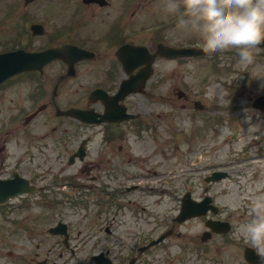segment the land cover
Instances as JSON below:
<instances>
[{
    "label": "rangeland",
    "instance_id": "rangeland-1",
    "mask_svg": "<svg viewBox=\"0 0 264 264\" xmlns=\"http://www.w3.org/2000/svg\"><path fill=\"white\" fill-rule=\"evenodd\" d=\"M173 32L176 33L177 30L175 29ZM231 52L233 51L231 50ZM226 56L227 60L232 62L231 68H233L235 72L223 73L222 71L216 74L214 71H210L209 66H206L205 63H199L196 69L191 66L190 71H179L178 73H175L176 71L171 69L172 66H175L172 61H167L164 65L159 66L162 71H165L166 76L169 73L165 85L168 91L170 88L171 90L166 93L167 95L172 94V88L176 86H180L182 89L185 88L188 92L190 90H197L198 92L204 90L205 94L202 97L207 99V103L212 107V110L208 113H202V115L212 117L218 114L221 118L203 121L200 117L190 119L184 113L181 115L170 113L162 118L163 123L161 124V127H166L167 140L164 134H159L156 137L157 139L154 137L149 138L151 135L144 134L145 137L142 140L134 141L135 150L140 153H149L150 158H148V156L143 157L145 158L144 162L141 160L131 162L134 165H130V171L135 173L140 168L145 169L146 167H150L152 170V166L158 164L157 162L154 164L155 161L153 160H162V165L155 168L159 171V174H149L151 176V181L159 180L160 185L158 190L160 188V191L156 192L157 194L153 196H149V192H140V189L145 185L142 180L136 181L141 184L138 190L126 192L124 187H119V189L122 190L121 195H114L112 197L113 199L110 200L106 199L110 197L109 194L104 196L103 201L107 200L108 202L105 205H101L97 210V213L100 214L97 218L98 222L105 220L108 222L113 221L114 223L112 224L114 227L117 221L114 214L123 219V223H131L132 221L138 220L144 221L142 217L137 218L142 214L138 213L137 215L135 209L132 207L124 209L123 215L121 216L115 213L113 204L109 201L114 199L117 200L119 197L125 196L126 200H133L140 206L145 205L151 208H160L161 212H163V219L160 222L164 223L162 227H165L168 223V219H165L164 215H173L178 207V196L181 192L179 186L182 184L177 180V173L189 165V161L186 160L189 155L184 156L189 150H193L194 152L202 151L203 153V160L195 168L200 166L202 169L205 166L204 162L208 161L212 162L214 167L226 165L227 167L233 168V173L229 179L214 183L212 188L215 202L222 208L221 216H229L231 212H234L235 214L231 217V221L233 223L242 224L245 222L246 217L244 216L245 219L240 218V213H248V217L252 215L249 213V210L252 211L254 200L257 197H264V113L254 109L251 102V99L256 95L264 93V58H262V62L257 63L258 61H254L252 64L243 65L240 63L239 54L235 55L236 58L234 60H232L230 54ZM200 65L206 68L203 69ZM243 71H246L248 76L245 77ZM174 74L186 75L189 81H191L188 82L190 87L183 85V83L187 84L186 82H170L171 79L175 78V76H173ZM49 75L50 70H44L43 77L48 78ZM205 76L208 78L207 81L208 84L210 83L209 85L205 84L206 82H202V78ZM230 76H236L238 81L230 82ZM28 79L31 78L27 76L20 77L10 86L0 89V126L6 123L9 118L17 112L23 111V109L27 110L26 112H31L36 109V107L32 108L30 106L31 98L29 96V92L35 90V83ZM38 102H42L41 97L37 99L33 98V104ZM21 106L24 107L18 111V108ZM31 121L32 124L27 126L28 128L35 129L34 136H31V139L38 136L36 129L45 128L49 125L47 115H42V113L34 117ZM70 126L74 128L75 123L70 122ZM179 128H182V132L186 135L190 133L197 139L193 146L190 140L183 142L178 149H176L175 145L170 144L173 143V141L170 140L173 137L171 132L173 130H179ZM73 132H75V134L71 133L70 149L68 152L76 147L81 137L79 136V130L75 129ZM174 137L177 138V135H174ZM28 138L29 136L23 137L21 141L12 140L9 142L8 147L10 149H18L19 147L23 148L28 146L33 149L35 144L27 141ZM133 138L135 139L136 137L131 136V141H133ZM187 139H189V137ZM152 140L159 144L160 147L161 145L167 144L168 148L165 147V151L162 154L157 150L158 146L156 144L147 145L146 142H151ZM34 142L36 143L35 140ZM1 145L2 133L0 134V146ZM145 146L155 147V150L149 152ZM180 152L182 155L178 156ZM259 154L262 155L257 156ZM14 158L15 157H13V159ZM98 167L102 169V166ZM71 170H73V167ZM202 173V171H199L196 174V178L201 179ZM127 179L128 178H124V181ZM164 180H166V184ZM117 182L118 181H115L113 183L114 188H116ZM65 185V182L64 184L59 182L58 186L54 189L63 191ZM164 188H166L167 191H163ZM174 188L176 190L178 189V192H174ZM71 195L74 196L73 194ZM157 200H160L161 205ZM63 201H69V197L64 198ZM89 208L90 217L93 219L96 216V214H93L95 207L91 203ZM172 208H175V210ZM35 213L36 212H33L31 209L28 210L30 217ZM152 220L153 218L149 217V222ZM75 224L78 225L77 222ZM90 228H92V226ZM180 228L185 234L191 236H194V234L203 229L199 220L188 221L185 223V226ZM159 229L160 227L156 230V233ZM136 232L137 231L134 233ZM17 238V243L14 246L12 245L15 248L14 253H25L32 256L35 251L40 250L36 242H40L41 238L37 237V239L29 240L23 239L22 235H19ZM219 241L220 239H218V237L214 240L215 243ZM181 242L183 244L185 242L183 246L186 247L187 250L177 246L175 240L164 243V247L162 248H160V246L157 247L151 254V257L155 260L153 264H205L201 257L194 258L192 261L189 256L190 244L186 243L185 238H182ZM7 249V247L4 248L2 246L0 248V264H16L17 260L15 258H9L5 254ZM147 256L146 254L145 257L147 258Z\"/></svg>",
    "mask_w": 264,
    "mask_h": 264
},
{
    "label": "flooded vegetation",
    "instance_id": "flooded-vegetation-1",
    "mask_svg": "<svg viewBox=\"0 0 264 264\" xmlns=\"http://www.w3.org/2000/svg\"><path fill=\"white\" fill-rule=\"evenodd\" d=\"M12 4L23 9L24 14L18 15V22L29 20V25L40 22L45 30L23 38L28 41L24 46L32 49H39L48 46L61 44H76L86 49H92L96 55H103L99 66L93 68L92 74L99 77L101 82H107L111 86L112 82L118 81L117 69L113 68L111 56L116 49L125 43L143 44L149 50L154 51L158 43L176 42L187 46H194L198 43V28L193 25L181 27L179 24H169L173 20V14L164 6L156 3V0H8ZM176 17V16H175ZM21 29V25L17 26ZM177 30L174 33V30ZM196 35V36H195ZM261 49L260 47H258ZM104 87V86H102ZM69 95V89L63 90ZM86 104L84 96L80 98ZM88 106L102 110L99 103H91L88 99ZM115 157V155H113ZM112 173L118 174L119 162L111 158ZM116 162V163H115ZM101 166L100 162L89 164L81 163V170L88 167V173L94 172ZM107 167V165H105ZM97 177L96 174L91 175ZM42 208H38V214L32 222V228L38 229L42 242L52 241V236L48 232L49 228L55 224L53 214L43 213ZM4 233H18L17 225L8 220H3ZM12 224L13 227L6 226ZM230 249L224 248L226 255L215 256L216 249L213 245L205 246L207 250L213 252V258L217 257V262L221 264H249L244 260V248L242 243H232ZM253 252H256L252 248ZM49 253V250H48ZM116 264L121 257L112 253ZM214 261V260H213ZM251 264V263H250Z\"/></svg>",
    "mask_w": 264,
    "mask_h": 264
},
{
    "label": "clouds",
    "instance_id": "clouds-1",
    "mask_svg": "<svg viewBox=\"0 0 264 264\" xmlns=\"http://www.w3.org/2000/svg\"><path fill=\"white\" fill-rule=\"evenodd\" d=\"M181 7L178 24L202 30L208 49H235L241 64L254 63L253 50L264 43V0H172L168 11ZM234 236L252 246L264 264V197L254 200L251 219L239 225Z\"/></svg>",
    "mask_w": 264,
    "mask_h": 264
},
{
    "label": "water",
    "instance_id": "water-1",
    "mask_svg": "<svg viewBox=\"0 0 264 264\" xmlns=\"http://www.w3.org/2000/svg\"><path fill=\"white\" fill-rule=\"evenodd\" d=\"M33 59V55L28 53L3 56L0 59V80L17 70L32 67Z\"/></svg>",
    "mask_w": 264,
    "mask_h": 264
}]
</instances>
